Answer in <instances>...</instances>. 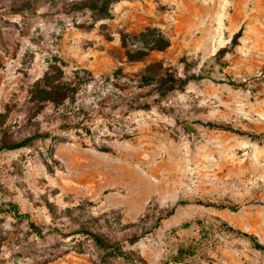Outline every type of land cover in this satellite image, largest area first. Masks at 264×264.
<instances>
[{"label": "rangeland", "instance_id": "obj_1", "mask_svg": "<svg viewBox=\"0 0 264 264\" xmlns=\"http://www.w3.org/2000/svg\"><path fill=\"white\" fill-rule=\"evenodd\" d=\"M79 1L0 0V144L47 132L0 149V205L15 202L40 231L0 211V264H264L221 226L264 244V0L59 11ZM146 26L169 45L129 61L140 44L122 36ZM184 73L202 77L159 93ZM49 81L66 97L35 102ZM81 228L134 261L106 255Z\"/></svg>", "mask_w": 264, "mask_h": 264}, {"label": "trees", "instance_id": "obj_2", "mask_svg": "<svg viewBox=\"0 0 264 264\" xmlns=\"http://www.w3.org/2000/svg\"><path fill=\"white\" fill-rule=\"evenodd\" d=\"M117 0H82L79 2H74L67 5H61L59 6V11H62L64 13H72L73 11H78L81 9H89L95 13L98 14H105L108 10V5ZM241 35V30H237L231 37L228 46L222 47L217 52V59L222 57L226 52L229 51L232 47H234L237 44L238 38ZM122 42L123 45H126V42H130V45L134 43L140 44V49H137L136 53L130 52V50L126 51V56L129 59V61L138 60L140 59L147 51L151 50H163L169 45L168 38L156 27L154 26H146L143 29L137 31L133 34H125L122 36ZM219 61V60H217ZM201 74L199 73H184L183 77L178 78L177 80L171 79V81L166 82L165 88L159 92L160 94H165L168 91H171L173 89L181 88L183 85H185L188 81H195L201 78ZM175 81V83H174ZM229 81V80H228ZM66 97V92L61 87H59L58 84H53L52 82H47L45 86L38 87L35 90V93L33 94L32 99L35 102H43V101H52V102H58ZM203 125L208 127H219L222 129H230L226 124L224 123H216L212 121H205ZM248 134L251 138L257 139L259 137L258 134H253L251 132H243ZM47 135V132L41 129H31L27 132V134L18 137L17 139L13 140H4L0 144V149L6 148V149H17L23 146L28 145L33 139L36 138H44ZM219 207H233V206H226L225 204H218ZM0 211H6L12 213L13 216L16 218H22L25 219L28 226L35 232L40 233L39 229L35 224L30 220V216L26 212H20L18 205L15 202H8L7 206L3 208L2 205H0ZM173 211V207H170L168 209L159 210L156 214V218L159 220L163 217H167L170 215ZM221 226L229 231L236 233L237 235L244 237L248 239L252 246L255 249L261 250L264 252V244L260 243L256 236L252 233H247L244 231H241L239 229H236L225 222L221 221ZM80 229V228H79ZM81 232L89 236V238L92 240V242L101 250L104 251V253L110 257H122L124 259H127L129 261H134V257L131 253L127 251L121 250L118 245L113 246H107L102 238L95 232L81 228ZM137 264H148L145 262L140 256L136 259Z\"/></svg>", "mask_w": 264, "mask_h": 264}]
</instances>
